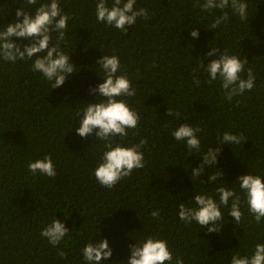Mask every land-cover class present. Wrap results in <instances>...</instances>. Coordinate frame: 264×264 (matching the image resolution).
Here are the masks:
<instances>
[{
	"label": "trees",
	"instance_id": "obj_1",
	"mask_svg": "<svg viewBox=\"0 0 264 264\" xmlns=\"http://www.w3.org/2000/svg\"><path fill=\"white\" fill-rule=\"evenodd\" d=\"M27 0H0V31L16 20L17 9L34 13L40 3ZM203 3V0H199ZM248 20L242 21L231 8L229 19L218 28L208 27L223 15L219 9L205 12L194 7L196 0H136L135 8H146L149 19L138 17L124 33L96 20L98 0H59L70 19L61 49L70 55L77 72L65 83L51 89L32 60L15 63L0 58V264H86L82 249L90 240L107 239L112 249L103 264H128L129 245L146 236L168 241L173 256L185 264H229L235 251L251 255L257 243H264V222L257 225L245 211L237 226L225 213L219 233H208L195 222L185 225L178 217L179 203L195 207L192 197L213 194L220 181L209 184L208 167L198 179L191 169L199 167L209 147L222 148L217 170L228 187L241 175L264 176V0H245ZM113 0H108L111 7ZM199 32L198 38L190 36ZM53 43L57 33H53ZM21 46L26 39L13 37ZM210 48L227 50L248 64L256 76L255 87L231 102L224 98L219 81L193 80L200 61ZM101 50V51H100ZM103 55H117L121 72L136 89L134 97H122L141 117L138 129L128 130L115 143L131 146L146 139L141 149L145 167L134 170L114 188L102 187L94 170L106 149L95 133L82 138L76 133L85 105L101 98L91 90L102 83L103 72L96 61ZM239 101V103H237ZM168 108L179 113L168 116ZM202 127L201 150L188 152L184 142L171 132L180 124ZM243 134L239 145H218V134ZM50 155L55 178L28 171L29 162ZM152 211H159L153 218ZM57 219L69 230L58 246L67 259L57 255V247L40 235ZM167 264V262H166Z\"/></svg>",
	"mask_w": 264,
	"mask_h": 264
},
{
	"label": "clouds",
	"instance_id": "obj_2",
	"mask_svg": "<svg viewBox=\"0 0 264 264\" xmlns=\"http://www.w3.org/2000/svg\"><path fill=\"white\" fill-rule=\"evenodd\" d=\"M38 0H27V4L36 5ZM136 0H113L112 6H108V0H98L96 4V20L106 26L114 27L124 33L133 26L138 17L149 19L146 8L134 7ZM194 7L205 12L219 9L223 15L215 18L209 30L218 28L229 19L225 9L231 8L234 15L244 21L248 20V4L245 0H203L200 3L196 0ZM70 17L62 12L59 0H49L40 3L34 13H29L23 8L17 9L16 20L6 25L0 31V58L4 61L15 63L17 60H32V71L39 72L50 83L51 89L61 87L67 77L77 72V68L70 62V55L66 54L60 47L65 38ZM53 33H57L53 43ZM192 38H198L199 32L191 31ZM26 39L28 44L21 46L13 42L12 38ZM101 51V50H100ZM208 59L205 65L199 62L197 68L193 69L196 74L193 83L199 85V70L202 69L208 75L207 83L219 81L224 98L231 102L234 97L242 96L246 91L254 89L256 76L251 68H247V78H242L245 66L249 63L246 58L238 55H230L227 50L221 52L217 48H210L204 54ZM96 65L103 72L102 83L91 90L92 94L99 93L101 99L96 103L85 105L82 114L78 111L80 127L76 133L87 138L95 133V138L104 142L103 152L98 166L94 170L97 182L105 188H114L122 179L131 176L134 170L145 167L144 154L141 149L147 144L146 139H141L139 143L131 146H123L115 143L112 138H124L128 136V130L138 129L140 115L132 109L126 99L122 97H134L136 89L132 86L126 73L121 72L120 58L117 55H103L96 61ZM239 103V101H237ZM167 115L179 117L178 112L168 108ZM204 132L202 127H193L188 123L180 124L172 132L171 136L175 141L184 142L189 153L193 150H201V140L199 134ZM218 145H239L245 142L243 134H232L225 131L218 134ZM222 152L221 147L213 149L209 147L203 154L199 167L191 169V177L198 179L206 174V169L215 166V172L208 175V182L212 184L219 180L220 186L215 188L213 194L197 193L192 197L195 207L186 203H179L178 217L185 225L195 222L201 229L207 228L208 233H219L225 224V213L222 209H227V215L234 218L237 226L243 224L246 219L245 211L251 216L257 225L264 222V176L260 174H246L237 178L233 185L228 187L222 182V173L217 170V157ZM28 171L33 175L37 173L55 178L57 175L54 162L50 155H45L43 159L29 162ZM159 211H152L153 218L159 217ZM69 230L59 220L54 219L45 227L40 235L48 242L57 247V255L67 259L64 250L58 246L62 240L68 236ZM131 255L128 264H185L182 256H173V251L169 248L168 241L154 236H146L134 245H129ZM82 256L86 264H103L112 256V249L109 247L107 239L100 242L90 240L82 249ZM229 264H264V243H257L251 255L241 256L239 251H235Z\"/></svg>",
	"mask_w": 264,
	"mask_h": 264
}]
</instances>
